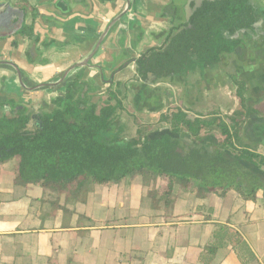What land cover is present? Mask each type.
Masks as SVG:
<instances>
[{
    "label": "crops",
    "instance_id": "1",
    "mask_svg": "<svg viewBox=\"0 0 264 264\" xmlns=\"http://www.w3.org/2000/svg\"><path fill=\"white\" fill-rule=\"evenodd\" d=\"M8 2L25 11L22 29ZM254 2L260 18L233 36L242 42L232 54L150 84L136 60L187 23V0H0V102L48 112L66 82L79 77L94 101L119 93L124 108L112 130L128 140L139 124H155L173 108L192 119L214 112L226 118L239 104L241 82L247 107L259 114L250 115L237 143L264 157V0ZM160 86L163 105L154 102ZM9 110L0 105V115ZM259 172L264 177V167ZM149 189L141 177L125 178L68 202L18 182L15 160L0 164V264H264L263 189L248 200L235 189L197 197L175 188L173 206L159 208L151 207ZM216 235L222 245L211 252Z\"/></svg>",
    "mask_w": 264,
    "mask_h": 264
},
{
    "label": "trees",
    "instance_id": "2",
    "mask_svg": "<svg viewBox=\"0 0 264 264\" xmlns=\"http://www.w3.org/2000/svg\"><path fill=\"white\" fill-rule=\"evenodd\" d=\"M259 18L254 0L205 1L194 12L190 27L187 23L174 27L163 45L138 57V74L144 82L150 73L155 76L152 83L165 82L188 69L216 64L241 44L242 38L233 36L242 29L253 30ZM26 30L31 32V27ZM259 76L264 80V73ZM235 84L239 104L226 118L214 112L192 119L185 110L173 108L161 114L156 125L139 124L128 140L120 130H112L124 108L119 93L109 91L104 102L94 101L89 84L79 77L66 82L64 94L52 101L48 112L13 100L0 102L10 107L0 115V164L15 160L18 182L38 184L68 202L84 201L96 185L135 177L150 188L152 208L162 202L172 207L175 188L191 190L197 197L235 189L255 200L264 190L259 172L264 157L239 146L237 138L250 115L259 111L247 107L245 85ZM146 88L143 84L136 94L135 105ZM154 96V102L163 105L164 88H154ZM163 124L168 129L157 127ZM221 245L216 235L211 252Z\"/></svg>",
    "mask_w": 264,
    "mask_h": 264
},
{
    "label": "water",
    "instance_id": "3",
    "mask_svg": "<svg viewBox=\"0 0 264 264\" xmlns=\"http://www.w3.org/2000/svg\"><path fill=\"white\" fill-rule=\"evenodd\" d=\"M205 1H214V0H187V3L185 4V9H186V17H185V20L188 24V26L190 27L191 26V18L194 14V12L203 5V3ZM6 7L14 12H17L19 14H21V17H20V26H21V29L24 27V23H25V18H26V13L23 9H20L18 7H15L13 6L12 3L8 2ZM121 18V17H120ZM257 24V23H256ZM241 32H246L245 29L241 30ZM89 62V60H85V62H83L81 65H85ZM152 78H155V76L153 74H149L148 75V82L151 84V79ZM87 87L85 88V92L87 91Z\"/></svg>",
    "mask_w": 264,
    "mask_h": 264
},
{
    "label": "flooded vegetation",
    "instance_id": "4",
    "mask_svg": "<svg viewBox=\"0 0 264 264\" xmlns=\"http://www.w3.org/2000/svg\"><path fill=\"white\" fill-rule=\"evenodd\" d=\"M256 25V24H255ZM243 30V29H242ZM246 30V29H245ZM247 31V30H246ZM238 33V32H237Z\"/></svg>",
    "mask_w": 264,
    "mask_h": 264
},
{
    "label": "built area",
    "instance_id": "5",
    "mask_svg": "<svg viewBox=\"0 0 264 264\" xmlns=\"http://www.w3.org/2000/svg\"><path fill=\"white\" fill-rule=\"evenodd\" d=\"M9 111H10V110H9ZM9 111H8V112H9Z\"/></svg>",
    "mask_w": 264,
    "mask_h": 264
}]
</instances>
